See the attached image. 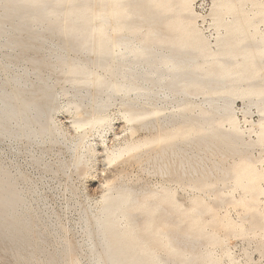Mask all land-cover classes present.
<instances>
[{"label": "bare ground", "instance_id": "bare-ground-1", "mask_svg": "<svg viewBox=\"0 0 264 264\" xmlns=\"http://www.w3.org/2000/svg\"><path fill=\"white\" fill-rule=\"evenodd\" d=\"M211 3L207 35L193 0H0V257L7 264H217L229 236L253 238L256 230L264 253V215L256 210L264 193L257 168L264 6ZM238 98L243 111L255 106L261 114L254 137L238 125ZM113 107L126 125L108 148L115 174L98 196L84 197L73 243L66 213L44 192L64 196L72 186L54 188L46 173L68 175L91 162V137L103 135ZM61 111L76 113L72 133L58 123ZM131 164L161 181L131 176ZM180 189L194 192L184 200ZM224 203L241 205L239 221L216 215Z\"/></svg>", "mask_w": 264, "mask_h": 264}, {"label": "rangeland", "instance_id": "rangeland-1", "mask_svg": "<svg viewBox=\"0 0 264 264\" xmlns=\"http://www.w3.org/2000/svg\"><path fill=\"white\" fill-rule=\"evenodd\" d=\"M211 2H212V0H195V2L193 0V5H195V6H193V8H195L194 10H196L197 13L199 12L198 13L200 15L199 18H201V19L203 18V20H204V22H203V21H201V19L198 18V20H199L198 21L196 18L197 27L200 29L202 28L201 30L204 31L207 35H210L213 32V28L211 29V27L209 25L210 24V18H211L210 14H209L210 9H211L210 5H212ZM258 2L263 4V6H264V0H258ZM247 6H248V4H247ZM263 13H264V8H263ZM263 16H264V14H263ZM205 26L210 27L209 28L210 30L207 29L208 27L206 28ZM262 26H263V23L261 22L259 24V27H262ZM241 103H243V104H241ZM244 106H245L244 101L241 98H238L237 101L235 100L234 111H236L235 114L237 116V119L239 120L238 125L241 129H244V130L246 129V131L249 132L250 137H254L256 135L255 133H257V131L259 130V123H260L261 114L258 112V109L255 106H250L249 109H247L246 111H243ZM113 109H114V111H111L110 113H111V115H113L112 120L114 119V117H115V119H114V121L111 120V123L107 126V128H105L104 132L102 133L103 138H102V136H99V135H95V136L91 137V142L93 141L92 142L93 144L96 143L94 145V147L97 150V151L95 150L96 151L95 157L93 158V160L91 162H89L91 164L88 163L89 165L85 164L83 166L84 163H81V165H79L74 171L68 172V175H62V174L58 173V175H59L58 176L57 174L54 175L51 172L46 173V177L48 179L50 186H52L54 188L61 187V186L63 187V185L65 186L66 184H69L72 186V190L69 193L64 194V196L63 195H60V196L57 195L53 189H51V190L50 189H47V190L44 189V192H45V196L47 195L46 197H47L48 202L57 212H59V213L63 212L62 213L63 215H64V213H66L65 214V218H66L65 222H67V227L69 226V228H70V229L68 228L69 229L68 235L71 232L73 233V235H72V233L69 235V236L72 235L71 237H69V239H71V241L73 239V241H72L73 243H74V241L75 242L77 241V238H79V236H78L79 233L77 232V218H78L79 210L81 208L80 206L81 205L83 206L84 197H87L86 195H90V194H94V196L95 195L98 196L102 192V189H103L102 183H104V180L107 177L110 178L112 174H115L114 170H113L115 162L109 160L107 153H108L110 147L114 144V142L116 140V136L118 134H120V132H121V135H122V133L126 132V130H125L126 125L124 123L123 117H120V116H122V113H121L122 111L120 112V109H117L116 107H113L111 110H113ZM115 112L117 114H115ZM71 114H72V116H71ZM75 114H76L75 112L61 111L59 114L57 113L56 119H57V121H59L58 122L59 124H61V122H62V125H64V127H66V124L68 127V126H70L69 125L70 122L72 123V121L74 119H76L77 116H75ZM117 116H119V118ZM112 125H114V127ZM123 125H125V126H123ZM121 127H122V129H120ZM248 128H249V130H247ZM66 130H68V132H70V133H72L74 131L71 127H68V129H66ZM117 130H119V131H117ZM142 135H143L142 132H139L138 136H142ZM96 137L99 139L97 140ZM95 139H96V141H95ZM112 142H113V144H112ZM52 148H53V151L56 150L54 153L57 154L59 157L63 156V153L61 152L59 146L54 145ZM103 150H105V151L103 152ZM252 154H253V156L258 157L259 156L258 148H255L252 151ZM95 158H97V159H95ZM231 159L232 158H229V160H231ZM90 167H91V169H90ZM257 168L261 172V175L263 174L262 180L260 181V185H261V187L264 188V153L261 155V157L259 158V161L257 162ZM88 169H89V171H88ZM84 170L88 171L89 174L85 171L84 175H83ZM110 170H111V172H109ZM112 170H113V173H112ZM127 170L129 171V174L131 176L140 175L141 178H144V176H145L146 179L144 178V180L150 181L152 184H156V183H159V181H161L159 179V177L155 174H151L149 172H145V173L142 172L140 167H138L137 165L131 164V166L130 165L127 166ZM147 173H149L151 175H149ZM75 177L77 178V180ZM149 177H151V178H149ZM154 177H156V178H154ZM64 178H66V179L64 180ZM157 180H158V182H157ZM77 183H78V185H77ZM168 183L170 185L174 184V182H172V181H170ZM97 189H98V191H97ZM100 190H101V192H100ZM229 190L230 189L228 188V186L223 187V192H228ZM79 191H80V193H79ZM51 192H53V193H51ZM193 192H194V190H192V192H190L189 189H187L186 191H185V189L184 190L180 189L178 192V195L181 196L184 200H186L187 197ZM241 192H242V190L240 188H236V189H234L232 194H233V196H235V198H237L238 195L241 194ZM52 194H54V195H52ZM182 195H184V196H182ZM90 196H92V195H90ZM263 196H264V193L259 195L258 201L256 203L257 204L256 210L261 215H264V197ZM54 197H56L57 200ZM64 202H66V203L68 202L71 204V206L67 210V212H64V205H65ZM76 205L78 208H76ZM56 207H58V208H56ZM226 209L228 212H226ZM218 210L220 212H218ZM67 213H68V215H67ZM241 213H242L241 205H235L232 203H224V205H221V208H219V207L216 208V215L218 217H221L223 215H229L230 217H232V219H235L234 221L240 220ZM71 218H73V219H71ZM217 232L219 234L221 233L220 235L224 234V230H222V229H217ZM256 233H257V235L254 236L253 238L229 236L228 237L229 239L227 240L226 245H225V249L226 250L228 249L226 251V254H224L225 251L222 248H218L216 250V254L219 257V259H218L219 262L217 264H264V253L261 251V247H260V243H259V230H256ZM76 234H77V236H76ZM226 246H227V248H226ZM228 251H230V252H228ZM227 252H228V254H227ZM0 256H2V255L0 254ZM0 259H1L0 264H7V262L5 260H3L5 258L0 257Z\"/></svg>", "mask_w": 264, "mask_h": 264}]
</instances>
